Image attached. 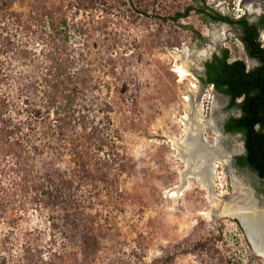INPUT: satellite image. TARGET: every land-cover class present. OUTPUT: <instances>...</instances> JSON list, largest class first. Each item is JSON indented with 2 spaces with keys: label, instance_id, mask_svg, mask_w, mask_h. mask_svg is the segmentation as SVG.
<instances>
[{
  "label": "rangeland",
  "instance_id": "1",
  "mask_svg": "<svg viewBox=\"0 0 264 264\" xmlns=\"http://www.w3.org/2000/svg\"><path fill=\"white\" fill-rule=\"evenodd\" d=\"M38 2L0 0V35L9 43L0 52L3 91L20 141L0 161V186L11 193L0 205V264H264L235 217L213 212L195 180L183 195H167L185 170L171 143L185 135L187 108L194 114L201 106L208 148L227 114L226 101L197 76L204 60L227 49L230 60L253 65L240 31L197 9L252 21L260 3L50 0L55 16L66 18L58 57L76 89L71 107L59 103L69 114L62 136L47 100L51 29L38 20ZM179 64L190 76L178 77ZM192 84L195 92L204 87L199 104ZM223 137L222 154H236L240 137ZM214 162L216 197L233 201L236 181L263 212L256 179Z\"/></svg>",
  "mask_w": 264,
  "mask_h": 264
},
{
  "label": "trees",
  "instance_id": "2",
  "mask_svg": "<svg viewBox=\"0 0 264 264\" xmlns=\"http://www.w3.org/2000/svg\"><path fill=\"white\" fill-rule=\"evenodd\" d=\"M52 5V4H51ZM50 0H39L35 7L39 21L45 24V19L48 20L51 33L47 35L46 44L49 46L48 53L46 55V73H45V85L47 87V100L49 105L54 109L53 114L57 127L61 131V135L64 136V130L67 127L68 108H63L60 105V101L63 100L67 107H71L73 103V96L76 89L69 88L71 85V77L65 73V62L59 57L58 53L64 51L63 36L64 30L62 29L66 25V18L63 16L56 17ZM193 7H188L185 12L178 13L172 20L176 21L180 18L186 17L190 11H193ZM199 13H202L205 17L210 18L218 22H230L232 21L227 17L219 15L218 13H208L207 9H197ZM236 23L241 26L243 31L248 29L247 23L244 20H236ZM260 26L264 28V15L261 17ZM248 36L242 41L245 45L246 52H250L252 46L248 41ZM253 34L250 38L253 39ZM0 52L2 48L9 43L6 39L0 35ZM262 59H260V65L251 70L247 69V65L244 60L236 59L230 61L229 51L225 49L223 51V57L219 58L214 56L216 64L213 62L206 63V78L203 80L209 86H212L218 93L228 96L230 103L236 104L242 110V114L238 118H230L225 124V131L228 133L244 132L246 141L248 142V152L245 157H238L236 159L238 166L249 165L251 170L254 171L259 177H264V140L261 131L256 132L253 130V125L257 122L264 126V48L262 49ZM7 75L4 73L2 66L0 65V161L10 153H13L16 146L20 144V141L16 139L15 127L11 125V106L8 96L3 91V86L6 85ZM239 100V102H236ZM255 139L256 146L250 144L251 140ZM0 162V177L5 175L4 167H1ZM13 187H17L16 183H12ZM21 187L23 188L22 184ZM11 197L10 189L0 186V205H3L4 198L9 201ZM4 206V205H3Z\"/></svg>",
  "mask_w": 264,
  "mask_h": 264
},
{
  "label": "bare ground",
  "instance_id": "3",
  "mask_svg": "<svg viewBox=\"0 0 264 264\" xmlns=\"http://www.w3.org/2000/svg\"><path fill=\"white\" fill-rule=\"evenodd\" d=\"M174 72L179 78L183 79L190 76L182 64L175 66ZM191 94H196L192 84ZM190 102V98H186ZM191 107L193 101L190 102ZM216 99L213 101V107H216ZM192 108H187V116L184 120L187 129L185 135L180 140H172L171 149L176 152V159L185 164V170L180 172L179 184L173 186L167 191L169 197H179L189 188L190 179L200 184L201 189L206 192V200L210 204L213 212L220 208V213L225 216L238 218L246 235L258 256L264 258V212H257L256 205L250 194L239 184L233 181V201L223 203L215 195L214 176H215V158L222 157L224 162L228 161L231 153L223 155L220 148V137L218 136L214 148H208L202 138L201 106L194 107V114H191ZM194 116V117H193ZM194 118V119H193ZM200 124V125H199ZM222 154V155H221ZM230 170H233L229 167ZM247 192V193H246ZM226 202V201H225ZM216 209V210H215Z\"/></svg>",
  "mask_w": 264,
  "mask_h": 264
},
{
  "label": "flooded vegetation",
  "instance_id": "4",
  "mask_svg": "<svg viewBox=\"0 0 264 264\" xmlns=\"http://www.w3.org/2000/svg\"><path fill=\"white\" fill-rule=\"evenodd\" d=\"M245 1V0H244ZM247 1V0H246ZM259 3H260V8H259V11L254 13L253 16L254 18H252V21H248L245 17L242 16H239L236 20H244L246 23H247V26H248V29L246 31H243V29L241 28V26H239L237 23H236V20H232L230 19L229 17H227L228 19H230L232 21V23H228V22H223V23H226L228 25H230L231 27H234V28H237L238 31H240V34H239V39L243 45V49L247 55V57L252 60L253 62V65L252 67L250 68H247L248 70H251L253 68H256L260 65V59H262L263 55H262V49L264 48V43H261V40H260V36H261V33H264V28L262 26H260V20H261V17L264 15V0H257ZM208 13L212 12V11H207ZM253 34V39L254 41L250 38V35ZM246 35H249L248 36V41L250 42L251 46H252V49L250 50V52H246V48H245V45L243 44V40L244 38L246 37ZM225 49H222L219 53H212L211 55H209L206 60H204L203 64H202V69H201V74L200 75H197L199 77V80H200V83L203 85V86H209L208 84H206L203 80L206 78V72H207V69H206V63H210V62H213L216 64L217 62L214 60V56H218L219 58H222L223 57V51ZM236 60V59H234ZM231 61V60H230ZM210 87V86H209ZM212 88V86H211ZM213 90V93L215 94H218V95H222L226 98V105H225V108H226V111H227V114L225 115V117L222 119V121L220 120L221 122V130L223 131V133L227 136H230V135H233V136H237V137H240L241 139V147L239 149V151H236L237 153L234 155V167L236 169H238L239 171H242L244 173H246L247 175H251L252 177H254L256 179V181L258 182V191H260L261 193V199L264 201V177L261 178L259 177L254 171L251 170L250 166L249 165H244V166H238L237 165V161L236 159L238 157H245L247 156V152H248V142L246 141V138H245V133L244 132H234V133H228L225 131V124L226 122L230 119V118H238L241 116L242 114V110L236 106V104H231L230 103V99L228 96H225L221 93H218L214 88H212ZM236 102H239V100L235 101ZM219 106V105H218ZM217 106V107H218ZM253 130L256 131V132H262L264 133V126L261 125V123L257 122L253 125ZM218 131H220L218 129ZM263 140H264V134H263ZM251 145L256 146V143H255V139H252L251 142H250ZM248 175V176H249ZM244 188V187H243ZM248 194L249 191L244 188ZM246 192V193H247ZM251 195V194H250ZM252 197V195H251ZM264 212V210H261Z\"/></svg>",
  "mask_w": 264,
  "mask_h": 264
},
{
  "label": "water",
  "instance_id": "5",
  "mask_svg": "<svg viewBox=\"0 0 264 264\" xmlns=\"http://www.w3.org/2000/svg\"><path fill=\"white\" fill-rule=\"evenodd\" d=\"M204 89V87L203 86H200L199 87V91H197V92H195L196 93V98H195V100H196V103L197 104H199L200 103V100H201V94H202V90ZM191 93V92H190ZM192 95L193 94H191V99H192ZM218 94H215L214 93V97L215 96H217ZM194 96V95H193ZM222 96V95H221ZM222 98L226 101V98L224 97V96H222ZM216 108L217 107H213V105L211 106V114H214V112H215V110H216ZM224 118V117H223ZM222 118V119H223ZM222 119H221V121H222ZM208 125V124H207ZM220 126H221V124H220ZM206 127H209V126H205V128ZM220 133H221V138H220V144L222 143V141H223V136H224V133H223V131L221 130V128H220ZM234 152L235 151H231L230 153V155H229V157H228V161L227 162H225V164H226V166H227V168H229V167H231L232 169L234 168ZM215 160H220V161H225V160H223L222 159V157H216L215 158ZM238 222H239V224H240V226L242 227V229L244 230V232H245V234H246V231H245V229H244V226L242 225V223H241V221L238 219V218H235ZM247 236V235H246ZM248 238V237H247ZM250 242V241H249Z\"/></svg>",
  "mask_w": 264,
  "mask_h": 264
}]
</instances>
